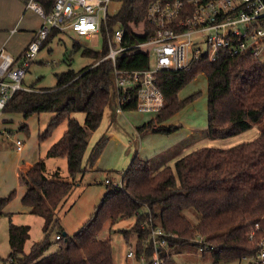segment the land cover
<instances>
[{
  "label": "trees",
  "instance_id": "obj_1",
  "mask_svg": "<svg viewBox=\"0 0 264 264\" xmlns=\"http://www.w3.org/2000/svg\"><path fill=\"white\" fill-rule=\"evenodd\" d=\"M46 8L53 0H42ZM117 13L109 15L101 32L103 48L98 50L75 42V49L95 59L78 70L69 68L58 72L52 87L18 90L9 100L5 111L21 112L25 118L44 111H54L40 139L48 138L56 127L67 120L62 136L47 151L48 157H66L71 179L60 178L59 172L49 177L46 161L40 158L21 178L26 185L22 202L30 212L44 217V237L25 250L30 237V225L10 222L11 251L3 264H114L111 239L99 233L107 222L115 224L121 218L135 217L130 228L120 229L127 241L136 235L137 259L150 257L153 243L148 240L151 226L160 225L169 235L171 247L193 243L214 262L231 264H264L244 259L259 250V238L264 233V126L253 140L228 148L203 146L188 152L175 161L155 170L149 159L135 154L122 174V186L107 184L106 193L94 214L82 227L70 234L61 226L53 240L51 234L59 222L56 212L65 203L76 185L77 177L85 171L83 159L92 134L100 126L105 108L115 89V68L120 71L145 69L150 66V53L142 48L125 51L117 56L116 64L105 58L109 51L108 34L123 27V44L146 41L154 32L147 20L151 3L158 0H117ZM168 1V0H163ZM61 31L53 29L44 46ZM200 74L207 76L208 135L225 138L253 126L264 118V63L261 57L249 54H223L210 60L206 54L182 69H162L156 73L158 86L163 90L166 104L154 117L139 126L144 130L172 133L180 125H160L192 102L198 92L185 98L179 92ZM137 108L136 101L123 104V110ZM83 111L84 122L72 116ZM27 129V124L23 126ZM107 137L100 138L88 156L93 166L102 153ZM16 195L13 190L0 197V210ZM145 207L146 210L142 211ZM197 213L194 222L187 210ZM150 217L152 219L150 220ZM160 217V220L158 219ZM259 223L254 238L249 233ZM203 241H198V236ZM58 248L48 253L54 244ZM164 264H177L172 253L160 247Z\"/></svg>",
  "mask_w": 264,
  "mask_h": 264
},
{
  "label": "rangeland",
  "instance_id": "obj_2",
  "mask_svg": "<svg viewBox=\"0 0 264 264\" xmlns=\"http://www.w3.org/2000/svg\"><path fill=\"white\" fill-rule=\"evenodd\" d=\"M12 1L15 7L18 6L21 8L23 5L22 0H19V3L17 0ZM11 5V0H0V28H7L9 25L10 17L7 16L9 14V6ZM120 5L121 3L119 1L112 0L109 5V13H117ZM33 11L32 9L25 11V17L18 26L20 29L17 32L18 37L24 36L27 28L26 26H35L39 22V15ZM76 41L80 42L82 46H89L98 50L102 49L104 45L102 32H97L91 37H85L78 35L73 30L62 31L38 52L36 61L32 63L25 75L24 84H35L36 88L52 87L57 82L56 74L58 72L66 71L69 68L78 70L88 64L94 63V58L83 55L81 49H75ZM142 49L150 52V65L155 66L157 57L153 50V44L145 45ZM261 59L264 63V52L261 55ZM198 77L200 78L198 79ZM198 77L190 81L180 90L179 97L185 98L195 92L199 93L198 96L171 116L167 121L157 124V126L171 124L180 125L176 131L172 133H163L150 130L152 132L149 133V130H144L145 135H142V137L139 134L140 131L138 132L137 126L142 124L143 121H148L150 118L156 116V114L142 112L135 108L121 111L119 114L120 118L108 127V134L105 135L103 133L98 135L96 131L94 132L95 134H92L90 138L92 144L90 152L100 138H108L102 153L95 162V164L98 163L97 167L99 168L90 170L85 168V171H87H84L85 173L83 172L77 177L80 184L77 182L74 186L68 199V204H63L56 212L59 222L51 234L53 240H55V234L62 225L67 232L73 234L89 220L94 214L96 206L101 202L106 193L108 184L106 178L118 180L119 177H122L124 171L121 172V170L129 166L135 154H138L142 158L150 159L153 168L158 170L166 166L164 161L167 162L170 160L167 165L174 166L177 159L199 147L228 148L242 142L253 140L262 132L264 118L254 122L251 128L235 135L217 139L210 138L208 135V83L204 76L199 75ZM114 102L116 103V101ZM78 114H80V116H85V112L83 111H78ZM54 115V111H44L40 114H33L27 120L23 121L25 117L22 114L11 116L5 114L1 123L8 129L4 130V134H0V146L13 148L17 134L22 138L24 136L31 137V133L23 128L26 124H30L32 134H36V132H38L37 130L42 133L47 128L48 123ZM66 128L67 120H64L48 138L42 139L43 147L59 140ZM39 132L35 137H38ZM158 151H160V153ZM54 161H57L58 165L62 168L60 178L70 180L71 177L68 170L67 158L58 157L55 158ZM89 167L92 166L89 165ZM47 175L53 177L50 170L47 172ZM71 204H73V206L68 210ZM11 207L14 211L12 218L10 213L6 211L1 213L0 264H3V259L6 258L11 251L9 242V225L11 221L18 224L24 223L30 225V237L25 244L26 251H29L35 242L43 239L45 234L43 230L44 217L31 212L21 211L18 202H13ZM146 208L147 207L142 211L146 210ZM185 213L194 222L197 221L198 215L196 212L190 209L188 211L186 210ZM151 218L152 217H150V219ZM158 219L160 220V217H158ZM134 222L135 217L121 218L115 224L107 222L99 233L101 238H108L112 241L114 264H144L143 261L138 260L136 257L128 256L129 251L135 249L136 235H133L130 240L127 241L123 232L120 230L125 227L130 228ZM57 248L58 244L55 243L48 253ZM169 251L172 253L173 259L177 264H231L229 261L215 263L210 252L204 255L200 247L191 242L170 247Z\"/></svg>",
  "mask_w": 264,
  "mask_h": 264
},
{
  "label": "built area",
  "instance_id": "obj_3",
  "mask_svg": "<svg viewBox=\"0 0 264 264\" xmlns=\"http://www.w3.org/2000/svg\"><path fill=\"white\" fill-rule=\"evenodd\" d=\"M111 1L53 0L46 8L42 0H25L26 9L34 10L42 21L18 55L0 48V117L18 90L35 89L24 84L25 75L53 29L73 30L78 35L91 37L101 32L106 24L111 15ZM147 20L154 32L142 43L123 44V27L108 34L109 51L105 58L112 59L114 64L120 53L149 44H153L157 57L156 65L145 69L120 71L115 68L113 96L118 112L123 111V104L129 101H136L137 109L142 112L157 115L163 109L166 98L157 84L159 70L186 68L204 54L210 60H216L223 54L261 57L264 52V0H158L149 6ZM15 143L18 150L23 149L22 138H17ZM106 182L123 184L122 177L118 180L107 178ZM259 228V223L252 227L251 239ZM168 235L160 225H152L148 240L153 243V253L150 257L142 254L138 260L144 264H164L160 247L170 252ZM197 240L202 242L203 237L199 235ZM259 246L255 255H246L244 259L264 263V233L259 238ZM136 251L135 247L128 256L137 257Z\"/></svg>",
  "mask_w": 264,
  "mask_h": 264
},
{
  "label": "crops",
  "instance_id": "obj_4",
  "mask_svg": "<svg viewBox=\"0 0 264 264\" xmlns=\"http://www.w3.org/2000/svg\"><path fill=\"white\" fill-rule=\"evenodd\" d=\"M11 2H12V5L9 6V14L7 16V17H10L9 18V25H8L7 28H2V27L0 28V48L4 47L7 52H9L12 55L16 56L29 43V41L31 40V38L33 36V32L40 26L42 18L38 14L39 17H40L39 22L35 26H26L27 28H26V32L24 33V36L23 37H21V36L18 37L17 36V32L20 30L18 28V26L20 25V23L24 19L25 11L28 10V9H26L25 0H22L23 12H22V7L21 8H19L18 6L15 7V5H14L12 0H11ZM17 2L19 3V0H17ZM33 12H35V11H33ZM14 28H17V29L13 30ZM201 75L204 76L206 78V80H207V76L205 74H200V76ZM199 78L200 77H198V79ZM114 101H116L115 96H113L110 99L108 105L106 106L102 122L100 124V127H98V129L96 130V132H97L96 134H98V135L99 134H103V133L105 135L108 134V127H110L114 121H117L120 118V115H119L120 112L117 111L116 103ZM6 112L7 111H4V113L0 117V134H2V133L4 134V130L8 129V128L5 127L4 124L1 123V121L4 118L5 114H8L10 116L11 115H15V114H18V115L22 114L21 112H7V113ZM72 116L77 117L79 119V121L83 123L84 120H85L86 114H85V116H83V115L80 116V114H78V112H73ZM27 119L28 118H23V121L27 120ZM145 122H147V121H145ZM145 122L143 121L142 124H144ZM142 124L138 125L137 127L139 128V126H141ZM27 131L29 133H31L30 134L31 137H27V136L25 137L24 136L22 138V137H19L18 134L15 137V140L17 138H22L24 140V147H23L22 150H18L16 148V143H14L15 145H14L13 148H5V147H1L0 146V197L7 196L13 190L16 191V195L13 198V200L10 201L6 206H4L0 210V213L6 211V212L10 213L11 218H12V216L14 214V211L12 210V207H11L13 202H18L19 203L21 211L30 212V206H27V205H25L22 202V196H23V194L26 191V185L24 184V182H23V180L21 178L22 173H24L27 170H29L30 167L36 161H38L40 158H44L45 161H46V173L49 170L51 171L52 175L57 173V172H59L60 175L62 173L61 166L58 165L57 161H54V159L58 158V157H48L46 155L48 149L50 148V146L54 142L46 145V147H43V140L40 139V137H39V135H40L39 130H37L39 132L38 137H35L38 132H36V134L35 133L32 134L31 126H30V124H27ZM138 132H139V130H138ZM151 132L152 131L149 130V133H151ZM144 133L145 132H143V133L139 132V134L141 136L142 135L144 136L145 135ZM91 147H92V144H91V139H90L88 148H87V150L85 152L84 159H83V165H84L85 168H88L87 170L94 169V168H99V167H97L98 163H96L92 167H89L88 155L90 153ZM170 148H168V149H170ZM165 150H167V149H165ZM158 152L160 153V151H158ZM158 152H156V153H158ZM144 159H146V158H144ZM169 161L170 160H168L167 162L164 161L165 165H167V163H169ZM50 165H52V166H50ZM124 170L125 169L123 168L121 170V172L124 171ZM120 178L121 177H119V179ZM110 179L114 180V178H110ZM77 182H78V180L76 181V184H77ZM78 184H80V181L78 182ZM70 195L68 196V198L66 199L64 204H68V199H69ZM72 206H73V204H71L69 206L68 210L71 209ZM62 227L64 228L63 225H62ZM55 238H56V234H55Z\"/></svg>",
  "mask_w": 264,
  "mask_h": 264
}]
</instances>
